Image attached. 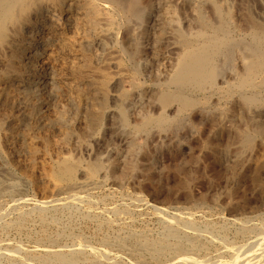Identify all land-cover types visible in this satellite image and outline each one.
Instances as JSON below:
<instances>
[{"label": "rangeland", "instance_id": "1", "mask_svg": "<svg viewBox=\"0 0 264 264\" xmlns=\"http://www.w3.org/2000/svg\"><path fill=\"white\" fill-rule=\"evenodd\" d=\"M164 4L176 10L177 27L184 35L200 30L195 22L198 16L211 26L219 25L220 20L214 13L215 6L222 10L223 20H226L223 24L230 40H242L249 44L251 33L260 31V26L264 27V0H145L146 8L143 9L146 12L142 10L140 20L130 24L133 30L137 28L134 32L139 35V56L133 59V64L128 56L120 57L124 72L128 77L134 75L138 85L130 88L126 82L111 83L100 124L88 130L82 139L77 129L81 128L80 132L86 129L82 126L86 123L84 113H78L74 118L65 102L60 106L64 107V120L75 119L80 123L66 144L67 156L80 163L78 181H90L88 187L91 188L79 194L83 195L78 200L80 204L58 196L61 199L56 197L54 204L41 206L39 192L42 187L32 188L19 171L11 169L0 158V264H67L64 260L70 255L75 264L180 263L176 259L178 254H174L171 249H166L164 253L155 251L156 243L164 241L172 247L184 245L183 255L189 256V259L193 257L190 259L191 262L195 260L193 264L203 258H207L209 264L218 261L224 264L231 260L230 256L235 255L237 250H245L249 243L263 240L264 191L252 185L248 177L256 175L264 182V147L260 145L259 139H254L249 151L240 144V135L252 130L256 123L264 129V84L259 81L262 75L256 80L259 84L255 83L251 91L238 92L229 84H234L236 78L243 74L242 52L234 51L232 56L223 54L218 60V65H221L220 77L216 79L218 90L206 94L186 92L192 100H198V104L184 115L179 114L174 105L162 111L153 94L158 92L159 85L170 74L172 63L183 51L182 43L170 30L157 37L159 14ZM116 18L114 22L118 20L116 26L119 37L115 44L118 43L116 46L120 45L119 48L123 47L124 51L126 48L122 38L126 35L123 36L124 27ZM256 88L260 89L259 92ZM122 92L129 95L127 102L122 104L127 113L125 123L119 121L122 105L119 106L115 99ZM250 95L257 100L260 98L258 101L262 105L260 115L254 118L255 125L247 118L248 109L243 100L244 96ZM202 100L206 102H200ZM141 104L143 106L140 107ZM143 109H146V114ZM91 111L96 112L98 109L95 106ZM162 115L167 118L168 126L157 125ZM20 125L25 130L26 125L22 122ZM51 128L49 131L56 136V130ZM20 155L17 156L22 159ZM260 162L262 167L257 169L259 171L251 173L253 165ZM93 163L100 164L101 168H98L92 180L87 174ZM37 176L34 177L36 182L39 181ZM5 185L9 187L6 189ZM170 224L173 229L179 230H175L178 235L172 238L166 235ZM180 226L183 229L178 228ZM143 240L149 244L146 248L142 246ZM259 245L264 247V242ZM233 249L235 252H232ZM10 251H13L11 256L6 254ZM158 253L162 255L158 256ZM261 264H264V260Z\"/></svg>", "mask_w": 264, "mask_h": 264}, {"label": "bare ground", "instance_id": "2", "mask_svg": "<svg viewBox=\"0 0 264 264\" xmlns=\"http://www.w3.org/2000/svg\"><path fill=\"white\" fill-rule=\"evenodd\" d=\"M144 1L145 0H0V158L11 169L19 171L32 188L37 186L38 188L42 187L39 192V198L42 201L41 204H43L41 206L50 205L52 203L54 204L57 200L56 197L58 196H63L62 198H65L68 201H76L79 203L80 197L82 196L81 198H83V195L81 194L80 196L79 194L89 188V180V182L78 181L77 173L80 170V163L77 162L78 160L74 161L70 158V155L67 156L68 150L66 144L69 138L75 133L74 130L80 127V123L75 119H70L71 121L64 120V107L62 106L63 108H61L60 106L62 102H65L74 114V118L78 113H84L83 117L86 118V123L85 125H81L85 126L86 129L84 130L83 128L82 132H80L81 128L77 129L78 136L81 137L82 135H85L88 130H92L100 124L102 112L106 108V101L109 98L108 88L111 83L121 84L126 82V85L128 83L130 88H135L138 85L134 75L128 77L124 72L125 70L121 63V55L128 56V58L132 60V64L133 59H136L139 56V35L134 32L137 28L133 30L130 24H132L131 22H138V20H140L142 10H144ZM144 8H146V6ZM214 11L220 20L219 25L211 26L204 21L203 17L198 16L196 17L195 22H197L200 30L197 32L195 31V33L193 32L184 35L177 27L176 10L171 9L167 4H164L161 8L157 26L159 28L156 32L157 37L160 38L166 30H170L177 36L183 47V51L178 55L175 62L172 63L173 66L169 68V70L171 69L169 76L165 79L162 78V80H164L162 81L163 83L161 82V85H159L158 92L155 91L156 89L153 90L156 92L153 94L154 99L159 103L162 111L173 105L176 107V111L183 115L190 110L192 111L193 108L195 109L198 100L195 102L194 99L192 100L191 97L186 95V92H189L190 94L194 91L206 94V92L210 93L214 90H218L219 87H216V79L221 73V65H218V60L219 58H222L223 54L232 56L233 52L237 50H241L240 52H242L240 54H242L243 74L236 78L234 84L231 83L229 85H233L237 91L248 92L254 87L256 80L260 75H262L261 80H258L264 84V27L260 26V31L258 30L259 32L253 31L251 33V39H249L251 43L249 44L242 42V40L241 42L230 40L227 37V28H225V25L223 24L226 20H223L222 10L220 11V9L215 6ZM115 17H117L119 22L122 23L126 33L122 32L123 36L126 35L124 39L121 37L125 43L124 48L126 49H124V51L123 47L119 48L120 45L116 46L118 43L115 44V41H117V38L119 37V30L116 26V21L118 20L114 22ZM193 19L195 18L193 17ZM220 35H222V38ZM152 85H154V83ZM154 86L158 88L157 85ZM220 90L221 89H219V91ZM255 91L253 92L255 93ZM213 93L211 94L213 95ZM128 96L127 92H122L119 95L117 94L115 99L118 101L119 106L127 102ZM243 100L248 109L247 118H249L248 120L250 123L255 125L256 121L254 118H257L258 114L260 115V108L262 105L256 97L254 98L252 95L244 96ZM204 101L205 100H202L200 102L205 103L206 101ZM146 105L147 104H145V106ZM95 106L98 111H91ZM139 106L141 107L143 105L141 104ZM123 108L122 105L119 110V121H121V123H125L127 116V113L125 114L126 111L124 112ZM143 110L145 112L146 109ZM157 121V125L160 127L165 125L168 126L167 118L163 115L161 118L159 117V120ZM21 122L26 125V127L24 125L25 130H23L24 128L21 129ZM51 127H54L53 130H56V136L49 131L52 129ZM251 129L252 130L245 131L240 135V144L244 149H248V151L252 148L251 145H253L252 142L254 139H259L261 141L260 145L264 147V129L262 125L256 123V126ZM82 138L84 137L82 136L81 139ZM262 146H260V148H262ZM238 151L240 150L238 149ZM18 154L22 155V159L18 158ZM258 158H260V156ZM253 161L257 160L254 159ZM260 164L261 162L259 164L255 163L252 167L253 170L251 173L256 171L262 164H264V162L261 165ZM99 165L100 164L93 163V165L89 166L88 174H86L90 179H94L95 174H97V171L99 170L98 168L101 166ZM5 172H7V170H5ZM36 174L39 178L38 182H36L34 178ZM248 178L252 185L255 187L257 186V188L259 187V189L264 191V182L260 177L251 175ZM8 187L6 186V189ZM5 192L7 194V191ZM59 202L58 204L61 203ZM56 204L57 203H55V205ZM153 208H155V206ZM171 222L172 221H169V223ZM166 223H168V220ZM166 225L169 226V224ZM182 226L178 228H182ZM172 227L173 226L171 225L166 231V235L171 238L178 235V232L176 231H179ZM182 231L183 230H181V232ZM158 241L160 240H157V242ZM256 241L255 243H249L248 248L245 250H237L235 255L230 256L231 260L229 259V261H226L224 264H261L264 260V247H260L259 244L260 242H264V238L260 242ZM148 245L149 244L145 241L142 244L144 247H147ZM182 247L178 245L172 247L164 241L156 243L155 251H161L162 253L166 249H171L174 254H178L176 256V259H178L177 261L180 263L183 262L184 264H193L195 260L191 262L190 259L193 257L189 259V256L183 255L184 249ZM233 251L234 249L232 252ZM12 252H6V254ZM161 253H158L157 255H162ZM3 254L2 251L1 256H3ZM55 254L56 253H54V255ZM11 255L12 254H10V256ZM54 255L52 256L54 257ZM14 258H16V256ZM59 258L62 260L61 257ZM64 261V263L67 264H75L73 256L71 257V255ZM61 263L63 264V262ZM194 264H209V262L207 258H203L202 261ZM215 264H221V262L219 263L218 261L215 262Z\"/></svg>", "mask_w": 264, "mask_h": 264}]
</instances>
